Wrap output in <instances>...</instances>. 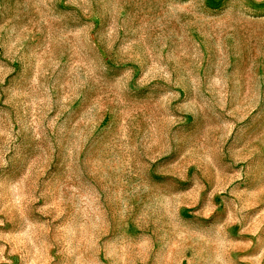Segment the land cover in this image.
Returning a JSON list of instances; mask_svg holds the SVG:
<instances>
[{"label": "rangeland", "instance_id": "374dc122", "mask_svg": "<svg viewBox=\"0 0 264 264\" xmlns=\"http://www.w3.org/2000/svg\"><path fill=\"white\" fill-rule=\"evenodd\" d=\"M0 264H264V0H0Z\"/></svg>", "mask_w": 264, "mask_h": 264}]
</instances>
